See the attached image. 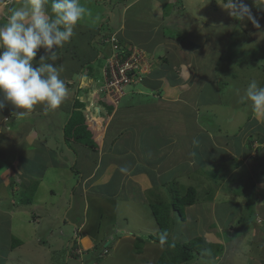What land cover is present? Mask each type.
Instances as JSON below:
<instances>
[{
    "label": "rangeland",
    "instance_id": "obj_1",
    "mask_svg": "<svg viewBox=\"0 0 264 264\" xmlns=\"http://www.w3.org/2000/svg\"><path fill=\"white\" fill-rule=\"evenodd\" d=\"M11 1L0 0V26L7 23ZM18 1L22 4L24 2V0ZM121 1L81 0L91 14L85 16L86 22L82 20L83 22L81 21L77 26L71 42L57 51L54 49L55 58L50 57V63L62 68L61 78L68 80L66 100H72L78 93L85 100L87 109L89 102L96 103V96L93 100L94 89L103 88L105 84L102 67L112 49L110 44L102 45L105 43L103 37L119 26V14L123 8ZM222 2L223 0H179L175 8L179 11H173L172 2L169 4L171 7L164 9L166 13L171 10L174 16L166 20L168 26L161 28V36L173 38L170 43L172 48L181 50L180 48L185 47L194 58V65L197 66L198 76L194 80L195 87L185 96L194 99L195 103L193 105L190 102H187L188 105L183 104L184 102L181 101L167 103L155 95L158 93L144 86L143 80L148 75L143 72L149 69L148 61L150 62L151 55L136 53L138 57L145 55L144 63L141 65L143 68L134 76L141 79L128 87L125 85L121 91L114 86L109 88L112 97L119 105L124 99L120 97L127 92L129 98L127 104L133 107L129 110L125 107L123 109L125 112L129 111L132 118L137 119V121H127V126L131 129H137V126L141 125L140 120L144 118L145 129L141 130L142 133L152 131L163 136L176 133L180 143L183 138L194 136L202 142L206 136L205 131L211 130L216 135L220 132L234 134L239 131L237 124L241 119L248 121L251 117L253 111L251 104L242 100V97L252 79H256L260 86H264V17L262 16L264 0H244L259 20L261 25L259 29L253 27L247 20L240 21L233 18L221 6ZM16 6H19V3ZM47 7L50 10V2ZM158 12L161 13L162 10ZM148 17V22L144 21L143 26L151 27L150 19L155 24L163 21L162 19L154 21L152 14H148ZM98 23L102 28L98 27ZM127 31L129 36L131 33L135 34L140 40L149 38L151 33L137 30L135 32L132 27ZM95 35L98 36V40H94ZM157 38L158 35L152 38V44ZM163 49L164 47L158 52L164 56ZM86 50L89 55L84 58L83 53ZM43 51V49L38 51L34 63L39 62L41 56L38 55ZM96 51L101 52L102 55L97 56L99 55L97 53V61L92 62ZM62 53L67 56L69 54L73 58L64 60ZM84 60L86 62L83 63ZM167 62L161 57L160 62L154 65V70L162 71L164 67H168ZM71 67L72 72H70ZM76 67L77 69L74 70ZM82 70L85 75L90 73L94 76L91 80L94 85L96 84L95 86H92V83L88 84L89 87L81 84ZM168 75L170 79H176L173 84L177 81L182 82L175 71L170 70ZM89 96L92 101L88 100ZM197 99L202 103L199 104ZM64 103L54 110L43 105L35 106L27 116L20 119H15L12 115L15 109L10 105L0 112V136L4 138L0 144V264H155L166 246L150 240V236L157 235L158 229L151 202H160L158 207L161 210L160 205L163 206V202H171L174 199L176 186L181 189L182 185L197 187V184L201 186L207 184L206 188L197 187L199 203L186 206L183 217L178 211L171 212L174 225L168 235L171 242L189 241L203 234V230L208 227L206 231H209V236L214 237L213 232H217L219 236L224 234V243L228 241V246L225 247L228 260L224 261L219 256L217 258L219 264H241V262L260 264V257H263L264 262V220L263 223L258 224V229L263 230L257 236L259 245L256 247H253L255 241L250 244V239L256 238L249 235L244 237L242 242L235 241L238 244L231 246L230 236L234 241L240 236L239 231L242 228L237 234L231 230L229 232L226 228L224 229L226 232L219 234V231L223 230H219L222 221L241 227L252 217L255 218L254 209H257V206L246 202L241 207L239 201L248 200L246 196L251 195V201L255 200L253 196L256 193L251 191L253 190L251 177L258 172H251V167H243L234 170V174L228 177L227 174L234 164L232 161L220 162L221 157L213 155L212 151H201L198 150V146H188L191 153L181 150L173 157L177 159L179 156H185L181 157L184 161L179 165L180 167H172L162 176L157 172H150L151 180L148 182L153 183V187L142 191L137 183H129L130 180L127 184L121 183L123 173L120 169L123 166L117 163L111 154L101 155L99 159L98 153H86L84 146H76V153L68 148L64 141L62 142L60 132L66 118ZM15 120L17 127L9 128L8 125L11 126ZM103 122L107 124V119ZM253 122L254 119L249 120V126ZM89 124L93 128L97 127L90 121ZM133 133L131 131L128 137ZM137 137L136 141H134L135 137L128 140L143 153L139 156L137 154L125 156V168L130 169L131 166H135L136 160L141 159L142 167L137 168L148 172L150 169H156L149 167V163L156 159L157 155L153 152L144 153L141 146L145 145L146 141L141 136ZM116 138H118L116 139V149H118L123 144V135L120 136L118 133ZM18 143L21 144L20 147ZM24 144L26 146H23ZM5 156L7 161H3ZM87 156H90V161L85 164ZM146 157L148 160L144 161ZM191 158L193 161H189ZM97 159L100 161V167L95 178L90 181L89 177H86L87 170L91 171L95 167ZM113 161L118 167H109V162ZM144 164L147 167H143ZM74 165L76 167H73ZM75 169L81 170L79 175L81 174L82 177L79 180ZM157 170L161 171L159 168ZM37 176H40L41 181L37 178L40 183L34 191L32 203L27 204L24 197L32 191ZM217 190L219 194L214 203L218 206L212 209L210 202ZM262 204L261 206L264 207V200ZM240 208L242 211H239ZM235 215L237 217L234 220ZM79 217L90 219L86 228L81 226L77 228L73 222L80 221ZM106 232L112 233L111 237L106 235ZM248 232L251 230L249 229ZM13 236L23 240L24 243L12 248ZM140 237L146 238V242L141 244L138 239ZM76 239L79 246L74 247L72 253L79 255V258L69 254L73 248L71 244L70 248L68 247L69 241L72 240L73 243ZM214 241L218 242L219 239L214 237ZM252 247L253 253L248 255L246 251L249 252ZM107 248L108 252L104 253ZM203 263L205 261L199 262L195 259L190 264Z\"/></svg>",
    "mask_w": 264,
    "mask_h": 264
},
{
    "label": "crops",
    "instance_id": "obj_2",
    "mask_svg": "<svg viewBox=\"0 0 264 264\" xmlns=\"http://www.w3.org/2000/svg\"><path fill=\"white\" fill-rule=\"evenodd\" d=\"M179 0H122L120 4H123V8L121 9V12L119 14V26L117 29L114 31L117 33V37H119L121 43L123 44L124 47L130 48L132 46H135L139 49V51H142L144 54L148 53L150 54V62L148 61V66H149V72H148V77H146L143 82L145 83L144 86L151 88L153 91H155L158 94H155L157 97H161V99L164 102H173V101H181L184 102L183 104H187V102H190L192 105L195 103V100H191L186 98L187 92L190 91V89L194 88V80L198 76V70L197 66L194 65V58L192 57L191 53L184 48L176 49L172 48L170 46V43H172L173 38L172 37H167V36H161V28L167 27L168 24H166V20L168 21L173 17V13H171V10L166 13L165 8L171 7L169 4L170 2L172 6H174L173 11H179V9L176 8V4L178 3ZM143 3V4H142ZM162 12H158L161 11ZM163 10L165 12H163ZM148 14H152V19L154 21L158 19H162L163 21L155 24L154 22L151 21L150 19V24L151 27H146L143 26L144 21L148 22ZM86 22V19L84 18L83 20ZM82 21V22H83ZM98 23V27H101ZM111 25V24H110ZM114 26V25H112ZM133 28L136 32L137 31H145V32H151L149 38L140 40L138 39L137 35L132 34L129 36V33L127 31L128 28ZM160 30V31H159ZM126 32V33H125ZM158 37L156 40H154V44H152V38ZM94 40H96V35ZM187 42V41H186ZM148 44V46H147ZM190 44V43H188ZM109 46V44H105ZM160 45V47L158 46ZM163 45V46H162ZM152 46V47H151ZM162 52H165L166 56L163 57V61L167 62L168 67H164L162 71H155L154 67L160 62L162 54H159L158 52L159 49L163 48ZM148 49V50H147ZM96 51L95 58L92 62L97 61V56H101L102 53H98ZM45 56V52H41L40 56ZM49 55V54H47ZM89 55V52L86 50L83 53V57L86 58ZM97 55V56H96ZM172 55V56H168ZM69 56V57H68ZM65 55V53H62V57L64 60H69L72 59L73 56H70L69 54ZM49 62L50 58H49ZM86 62V60L83 61V63ZM153 65V66H152ZM155 65V66H154ZM75 66V65H74ZM146 66V68H148ZM152 67V68H151ZM77 67L74 69L76 70ZM175 71L177 77H181L180 81L173 84L176 79H170V76H167V73L169 71ZM83 71V70H82ZM70 72H72V67L70 68ZM88 75H84V73H81L82 78L85 76H89V83H92L91 78L93 79L94 76L91 75L90 73H87ZM69 76H72L69 74ZM81 78V79H82ZM66 83V80H65ZM82 84V82H81ZM92 86H95L94 83L91 84ZM86 87H89L88 85ZM79 89V88H78ZM94 96L93 100H95V96L98 97V94H96L98 88L94 89ZM142 92V90L140 91ZM75 97H82L80 94L76 93ZM74 97V98H75ZM66 100L65 101V108L66 111L70 105H72V101L74 100ZM128 98V95L124 97V99L121 101L120 105L116 106L113 111L109 113V118L107 119L108 122H106L107 126H105V129L102 134V144L101 148L98 152V158H101V155L105 154H111V156L116 160L117 163L122 165L123 167L125 166L124 161L126 160L124 157L137 154L138 156L143 153L142 151H138L137 147H135V144L129 141L131 137H135L134 141L137 140V136H141L146 142L145 145H142L141 148H143L144 153L147 152H153L156 154L157 158L151 161L149 163V167H156V169L151 170L148 172L147 170H142L137 167H142L140 165L141 159L136 160L135 166H131L130 169H128L126 172L123 173L121 183H126L128 180H130L129 183L134 182L138 184V187L141 188L143 191L144 189H150L153 187V183H150V172H157L160 174V176L163 175V173H168L169 170L172 169V167H180L179 165L184 161L181 157H185L184 155L179 156V158L174 159V155L176 156L177 152L179 153L181 150H184L188 153H191L189 150L188 146L192 147H197L198 150L201 151H212L213 155H219L221 157L220 162H228L232 161L234 164L232 165V168L228 172V177L234 174V170L236 169H242L243 167H251V172H258L257 175L251 177L253 181V191L256 193L254 195V201H251V196H246L248 197V200H242V202L239 201L240 206H244L246 202H251L255 206H257V209H254V217L247 221L243 226L241 227H236L233 224H226L224 221L223 224L220 225L219 230L223 229L222 231H219V234H223L224 229L226 228L228 231L231 230L234 234H237L238 230L241 229L240 236L235 241H243L244 237L253 236L256 239H250V244L254 242L253 247H256L259 245V241L257 240V236L259 233H262L263 229H258V224L263 223L262 220H264V207L261 206L263 205V200H264V114H257L254 111H252L251 117L248 119H254V122L249 126L247 119L242 120L237 124V129L239 131L234 134H228L223 132H220V134L216 135L213 134L211 130L205 131L206 136L205 139L200 142L197 137H185L183 138L182 143H180V140L178 138V135L176 133L172 134H167L166 136L157 134L152 131H146V132H141V130L145 129V122L146 121L144 118L140 120L141 125L137 126V129H131V127L127 126V121H137V119H134L131 117L129 114V111L125 112L123 109L124 107L129 110L133 106H129L127 104V101L129 100L126 99ZM89 101H92V98L89 96L88 98ZM81 101H84V99L81 98ZM198 103H202L200 100H198ZM85 102V101H84ZM96 103L89 102L92 105H95V107H101L99 110L106 111L108 110L106 106L99 101L98 98H96ZM188 105V104H187ZM39 106V105H37ZM204 106V105H203ZM87 107V105H86ZM102 114V113H101ZM66 119V118H65ZM245 121V122H244ZM185 129V128H184ZM119 130V131H118ZM118 131V132H117ZM133 131L134 133L132 134L131 137H128L130 132ZM137 131H140L137 133ZM220 131V130H219ZM123 135V144L121 145L120 148L116 149V135L117 134ZM3 134V133H2ZM220 135V136H219ZM151 136L154 139H149L148 137ZM3 136H0V144H2V139ZM128 137V138H127ZM161 137V138H160ZM160 138V139H159ZM129 139V140H128ZM159 139V140H157ZM162 143V144H161ZM196 144V145H195ZM205 146V147H204ZM207 146H210L207 148ZM209 152V151H208ZM4 153V152H2ZM6 154V153H4ZM97 159L95 161V167L90 171L87 170V178L90 179V181L95 178L97 175V170L100 167V161ZM1 160V158H0ZM148 157L144 158V161H147ZM187 160V159H185ZM3 161L6 160V156L4 157ZM90 161V156H87V160L85 161V164ZM189 161H193V158H191ZM115 161L109 162V167H118ZM129 162V161H128ZM5 163V162H3ZM192 163V162H191ZM190 163V164H191ZM90 166V164H89ZM143 167H147L146 164L143 165ZM171 167V168H170ZM159 168L158 171L157 169ZM40 178V176L35 177ZM86 178V179H87ZM205 179V178H204ZM12 182L10 181V184ZM197 184V183H196ZM240 185V183H239ZM207 184L205 185H200L197 184L198 189L206 188ZM183 187H187L186 185ZM196 187V188H197ZM255 187V188H254ZM197 189V190H198ZM220 189V187L218 188ZM85 191V190H84ZM88 191V190H87ZM217 190L215 192V196L211 199L212 201L210 204H212V209L216 208V205L218 206L217 203H214V201L217 200V195L219 194ZM250 191V192H251ZM117 192V191H116ZM249 192V193H250ZM83 195V194H82ZM199 202H196L197 204ZM238 203V201H237ZM194 205V204H192ZM191 206V205H189ZM200 207V206H198ZM202 209V207H201ZM204 209H206L204 207ZM203 209V210H204ZM100 210V205L97 209V212L99 213ZM239 211H242V208L239 209ZM83 213H86V206L84 207ZM62 217V216H61ZM237 215H235L234 220L236 219ZM81 219V217H79ZM75 224H78V226L81 227H87V225L90 222L89 218H84L81 219L80 221L74 220L73 221ZM66 223V220H65ZM84 228V229H85ZM83 229V230H84ZM206 229H209L208 227L203 230V234L200 236L204 237L207 239L209 242L212 243H221L224 244L225 246H228V241H225L224 239V234L223 236H219L217 232H213V236L215 238H218L219 241L215 242L214 237L209 236V231H206ZM251 230V232H248V230ZM230 232V231H229ZM62 233V232H61ZM106 235L110 236L112 233H107ZM231 239V236H230ZM90 240V239H89ZM233 239H231V246L237 245L238 243H235ZM241 241V242H242ZM227 243V245H226ZM253 247L251 250L246 251L247 254H252L253 253ZM90 248V247H89ZM222 255H218L216 258H208L205 263L203 264H219L220 261L217 260L219 256L226 261L228 260V252L226 250L223 251ZM260 264H264L263 262V257H260ZM235 260H238L235 258ZM244 262H241V264Z\"/></svg>",
    "mask_w": 264,
    "mask_h": 264
},
{
    "label": "clouds",
    "instance_id": "obj_3",
    "mask_svg": "<svg viewBox=\"0 0 264 264\" xmlns=\"http://www.w3.org/2000/svg\"><path fill=\"white\" fill-rule=\"evenodd\" d=\"M12 1L10 5L14 3ZM49 2L50 10L47 7ZM220 4L233 18L240 21L247 20L257 29L261 27L259 20L244 0H223ZM90 14V10L81 3V0H24L23 4L19 1V6L8 9L7 23L0 26V112L10 105L15 109L12 115L15 119H20L27 116L37 105L54 110L66 101L68 88L65 80L61 78L62 68L50 63L49 58H55L56 51L71 42L77 26L86 15ZM103 39L105 43L102 45L110 44L112 47L102 67L105 77V71L110 73V62L115 60L117 55L123 61L133 51L139 49L135 46L126 49L114 31L105 34ZM40 49L50 55H42L38 64H35L34 59ZM128 50H130L129 54H127ZM165 56L166 54L162 55ZM143 74L147 75L148 70ZM128 76L131 81L126 84L127 87L141 79L130 75V71ZM105 85L106 80L103 88H98L96 94L104 101L112 100L118 106V101L116 102L111 93H108ZM125 96L127 92H124L120 98ZM242 100L250 102L255 113L264 114V86H260L256 79L248 83ZM91 108H95V105H91ZM84 111L86 115V104ZM99 112L102 113V117L105 114L103 120L108 119V113L104 110ZM120 171L124 173L127 168L122 167ZM75 225L79 227L78 224ZM77 232L78 229L76 235ZM160 240L164 243L166 234H162ZM71 242L72 240L69 241L68 247L70 248L71 244L73 248L69 254L79 258V255L72 253L74 247L79 246L77 239ZM107 252L108 248L104 253Z\"/></svg>",
    "mask_w": 264,
    "mask_h": 264
},
{
    "label": "trees",
    "instance_id": "obj_4",
    "mask_svg": "<svg viewBox=\"0 0 264 264\" xmlns=\"http://www.w3.org/2000/svg\"><path fill=\"white\" fill-rule=\"evenodd\" d=\"M18 3H19L18 0H14V5H10V8L16 7ZM263 9L264 8H262L263 11L262 16L264 17ZM129 53L130 50H128L127 54ZM35 64L38 63L35 62ZM81 81L83 83V86L86 87L87 84L89 83L88 76L86 77L84 76L81 79ZM97 98H99V101L106 106L108 110H106L105 112L108 114L111 111H113V109L116 107L115 103L112 100L104 101V99L101 98L100 96H98ZM84 101H81V97H77V98L75 97L74 100L72 101V105L68 107L66 111V119L64 124L62 125L60 132L62 133L61 136L62 142L64 141V144H66L68 148L73 149L75 152L77 148L76 146H84V151L86 153L89 154H91V152L98 153L102 144L101 132L106 126V124H104L103 122L104 120L102 121L100 120V118L104 119L105 114L102 117L101 112L99 113L100 107L98 108L95 107L93 111H90L88 106L87 109L88 115L87 114L85 115ZM16 121L17 120L13 121L11 123L12 124L11 126L8 125L9 128L17 127L18 124H15ZM88 121H90L91 123H96L97 127L93 128ZM20 146L21 144L19 145V147ZM23 146H26V144H24ZM76 165H74L73 167H76ZM74 171H76L79 180V178L82 177L81 174L79 175L81 170L75 169ZM39 179L41 181V178ZM39 179L36 178L35 182L33 181L34 184L32 191L30 189L31 192L24 197L26 199L25 201H27L26 202L27 204H30L33 201L34 191H36L37 186L40 183ZM176 189L177 191H174V195H173L174 199H172L171 202H163V206L159 204L160 207H162L161 210L158 207V203L160 202L155 203L154 201H152L150 204L158 227L157 235L150 236V240L152 239L157 241L158 243H161L160 240L161 235L166 234V241L164 243H161L165 245L166 248L162 253V255L160 256V258L155 262V264H190L195 259L199 260V262H204L208 258H216L218 255L224 253L223 251L225 250L226 247L224 244L209 242L207 239H205L202 236H196L186 242H171V240L168 237V235L171 233L174 227L172 222L173 219L171 212L178 211L181 217H183L186 206L195 204L198 200L197 199L198 190L196 186L189 185L181 189L177 188L176 186ZM8 232L11 233V231ZM138 239L141 244L142 242L143 243L146 242V238L144 239L140 237ZM22 243H24L23 240L15 236L12 237V248H15V246H19Z\"/></svg>",
    "mask_w": 264,
    "mask_h": 264
},
{
    "label": "built area",
    "instance_id": "obj_5",
    "mask_svg": "<svg viewBox=\"0 0 264 264\" xmlns=\"http://www.w3.org/2000/svg\"><path fill=\"white\" fill-rule=\"evenodd\" d=\"M136 53L144 54L142 51L135 50L123 61H121L119 57H117L118 55L116 56L115 60H111L110 73L105 71V89L108 90V93H110V87L114 86L118 91H121V89H124V86L131 81V78L128 76V72L131 69L137 67V64L143 56L141 55L140 57H138ZM119 85H121V87H119Z\"/></svg>",
    "mask_w": 264,
    "mask_h": 264
},
{
    "label": "bare ground",
    "instance_id": "obj_6",
    "mask_svg": "<svg viewBox=\"0 0 264 264\" xmlns=\"http://www.w3.org/2000/svg\"><path fill=\"white\" fill-rule=\"evenodd\" d=\"M141 56V55H140ZM139 56V57H140ZM144 57H145V55L144 56H142V58L140 59V61H139V63L137 64V67L136 68H134V69H131L130 70V75H133V76H135L136 74H137V72L138 71H140L142 68H141V65L144 63ZM88 84H90V83H88ZM87 84V85H88ZM91 105L92 104H89V109H90V111H93L95 108H91ZM100 113V112H99ZM101 116V115H100ZM100 120H101V118H100ZM94 124H96V123H94Z\"/></svg>",
    "mask_w": 264,
    "mask_h": 264
}]
</instances>
